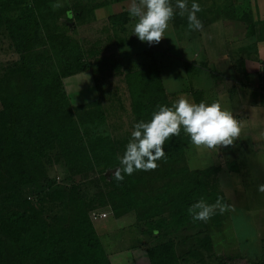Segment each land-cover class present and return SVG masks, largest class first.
<instances>
[{
    "label": "rangeland",
    "instance_id": "obj_1",
    "mask_svg": "<svg viewBox=\"0 0 264 264\" xmlns=\"http://www.w3.org/2000/svg\"><path fill=\"white\" fill-rule=\"evenodd\" d=\"M14 1L17 0H0V4L6 5ZM171 2L173 5L175 4V0H171ZM192 2L193 0H188L189 7ZM195 2L202 9L197 13L198 19L203 24L202 30H190L187 16L181 17L176 14L169 22L165 38L159 44L149 45L133 35L135 20L130 18L128 13L130 0H49L47 7L42 10L43 22L41 25L44 27V35L36 43V46L42 47L33 53H26L24 47L22 52L17 49L19 43H16L11 37L9 22L20 16V11L7 8L0 14V113L4 111L5 102L13 98V83L19 89H23V94L31 88L32 80L30 74H27L29 69L25 60L30 62L31 58L29 59V57L32 54L36 56V62H30L32 63L31 67L38 64L46 70L67 73V69L73 65L74 73H76L81 68L76 61L80 59L79 50L82 47L85 54L81 64L91 66V70L88 72L94 74L97 91L92 96L89 93L85 94V98L89 100L82 105L79 102L77 105L78 84L87 87V83L86 80H79L80 78H71L67 82V94L72 97L70 107L76 109L92 105L95 113L94 109L97 107L95 103L101 104L102 109L106 111L105 122L103 117H98L96 119L98 126L91 127V131L125 140L131 135L133 126L138 119L134 102L141 98L143 92V82H140L143 79L141 74L150 72L149 69L157 65L159 69L157 80L161 81L165 94H169L172 101L169 103L171 106L180 96L177 97L167 90V88L174 90L172 86L173 71L169 68L170 63L174 65V74L182 75L180 72L183 70V62H191L194 56L193 52L197 50L199 55L195 57L197 62H194L193 65L197 64L200 68L198 71L207 75L204 81L210 83V76L218 82L220 78L214 74L218 73L220 59L214 53L207 56L204 51V43L212 44L213 51L224 50L233 55L234 57H230V60L234 62L238 48L255 51L254 54H250L255 59L259 48L264 46V0H195ZM57 3L62 6L54 9L52 5ZM112 18H118V28L115 27ZM223 40H226L227 44ZM65 51H68L70 57L61 54ZM87 53L89 54L87 55ZM153 61H156L155 65ZM206 61L209 63L206 64ZM193 69L194 67L190 65L188 69L190 84L192 83L191 76L198 73ZM190 87L182 85L181 89L183 88L184 91V88L186 90ZM153 91V94H159L155 91V86ZM171 95L174 97L171 98ZM256 97L257 100H261L258 95ZM259 124L257 125L259 126ZM255 130L261 138V142L258 141L257 146L263 147L264 124ZM181 131L187 139L190 138L184 132L183 126H181ZM68 146L71 145L68 144ZM77 148L82 150L83 147L79 145ZM11 149L12 151L9 149V154L6 153V156L0 157V196L4 189L10 186L27 192L23 198L26 201L17 206L21 211L28 213L33 221L35 219L33 210L38 211L40 204L36 193L34 192L33 196L31 193L34 188L38 189L41 185H9V178L16 171L24 169L27 161L24 155L17 156V152L15 153L13 148ZM11 152L14 153V156ZM67 155L76 158L74 162L72 161L74 166H70L71 158L68 160ZM203 158V165L201 163L198 169L207 168L208 161ZM199 160L201 159L196 160V165L188 160L189 168L195 170L199 165ZM91 165L80 153L63 154L61 150L51 149L36 167L41 176H47L55 185L57 184L56 186L65 187L71 192L67 197L64 196V201H58L61 207L54 211L60 215L59 226L61 228L70 229L77 223L75 214L77 215L80 209L76 204L77 199L78 197L83 200L87 199L86 205L90 222L112 264L123 262L122 259L126 257H129V260L124 262L125 264H150L147 255L148 249L162 241L173 242L181 264H245V261L247 264L264 263V261L251 262L249 260L251 258L247 257L246 253L250 252L249 248L257 251L256 242L253 247L249 245V248H245L246 244L243 243V253L240 252L239 245L252 234L264 239V222H260L258 217L256 219L251 217L254 222L246 221L244 223L249 227L246 231L238 227V222L227 220L230 218L227 215L228 211L221 214L217 210L207 222L194 221L192 216L189 219H175L172 210H169L172 204L165 206L163 203L168 204L167 200L161 201L159 204L154 201L160 199L169 185L164 188L161 184L155 185L154 179L157 178V172L149 170L139 174L140 181L137 185L136 201L147 203L150 207L158 206L157 208L163 210V213L157 215L153 220L140 223V219L146 216L145 212L142 214L143 210L140 207H133V210L119 215L114 212L112 204L107 201V198L105 205L101 201L100 197L108 195L105 190L115 192L114 188L106 189L103 185L105 180L110 184L113 182L116 178V170L120 166L114 165L101 172L93 170ZM30 173L32 175V172ZM25 175L27 177L28 173ZM104 178L105 180H103ZM234 178L236 180L237 177ZM242 184H251L250 177H247L246 184L239 183V185ZM207 185L208 188L201 199L209 204L215 203L221 196L219 186L216 182ZM227 194L232 198L231 193ZM128 200L130 198H127ZM172 200L173 197H170L169 201ZM11 206L3 209L4 213L0 221L12 231L8 212L19 209L16 205ZM103 214L107 216L102 217ZM149 224L152 229H156L158 226L159 232L152 233L153 230H149ZM164 224L167 229L164 228ZM259 228L260 230H258ZM238 229L244 233L239 232ZM2 233L8 234L9 232L3 231ZM242 235L244 238L241 237L242 240H240L238 237ZM12 251L10 248L6 249V256L14 257ZM250 254L252 255V253Z\"/></svg>",
    "mask_w": 264,
    "mask_h": 264
},
{
    "label": "trees",
    "instance_id": "obj_2",
    "mask_svg": "<svg viewBox=\"0 0 264 264\" xmlns=\"http://www.w3.org/2000/svg\"><path fill=\"white\" fill-rule=\"evenodd\" d=\"M48 1L17 0L6 5L0 4V14L7 8L20 11V16L9 22L11 24L9 30L11 37L19 43L17 49L21 52L23 47L26 53H33L42 47L36 46V43L44 35V27L41 25L42 10L47 7ZM112 20L115 27L119 26L118 18ZM79 52L80 59L76 63L81 68L76 73L73 65L67 69V73L46 70L38 64L31 67L30 62H36V56L32 54V57H29L30 62L25 60L29 69L27 74H30L32 80L31 88L23 94V89H19L13 83V98L5 102L4 111L0 113V157L9 154V149L12 151L13 148L17 156L24 155L27 158L24 169L16 171L9 178V185H41L38 189L34 188L31 193L32 196L34 192L36 193L40 204L38 211L33 210L35 215L33 221L28 213L21 211L17 206L26 201L23 198L27 192L10 186L6 187L0 196V219L5 207L16 205L19 209L8 212L12 231L0 221V264H112L90 222L87 199L83 200L81 197L77 199L76 204L80 208L79 213L75 214L77 223L70 229L61 228L60 215L54 211L61 207L58 201H64V196L67 197L71 192L65 187L56 186L57 184L55 185L47 176H41L36 167L47 152L57 149L63 154L80 153L89 164H92L93 170L102 172L114 165L120 166V158L131 138L130 135L122 140L119 137L112 138L91 131V127L98 126L96 120L98 117H103L105 122L106 111L102 109L101 104L95 103L97 106L94 109L95 113L92 105L76 109L70 107L71 100L65 90L63 79L91 70V66L81 64L85 54L82 47ZM61 54L70 57L68 51ZM153 64L155 65L156 61H153ZM189 67L190 64L187 65L188 69ZM149 70L150 72L143 71L141 74L143 92L141 98L134 102L137 122L140 120L148 122L152 113L158 110L157 105L170 107L169 103L172 102L169 94H165L161 81L157 80L159 73L157 65ZM154 86L158 95L153 94ZM190 143V138L187 139L182 131L179 136L169 137L164 144L166 156L156 162L158 167L155 169L157 172L155 185L161 184L163 188L169 186L160 199L154 201L159 204L167 200L168 204L163 203L165 206L172 204L169 210H172L175 219H189L191 217L189 207L203 197L208 188L207 184L216 182L218 185L216 168L208 170L189 168L186 149ZM79 145L83 147L82 150L77 148ZM68 156L70 155L66 156L68 160L71 158L70 166H74L76 158ZM25 173H28L27 177ZM140 173L141 170L135 171L131 176L125 174L122 181L115 178L111 184L104 178L103 186L106 189L112 187L115 192L105 190L108 195L100 198L104 205L110 201L114 212L119 215L133 210V207H140L143 210L142 214L146 213L139 221L142 223L153 220L157 215H161L163 210L157 208L158 206L150 207L147 203L136 201ZM170 197H173L172 201H169ZM127 198L130 200L127 201ZM149 226V230H153L152 233L156 234L160 230L158 226L156 229H152L151 224ZM163 226L165 228V224ZM3 231L9 233L3 234ZM142 234L145 235L144 232ZM9 248L13 250L14 257L6 256L5 250ZM147 255L150 264H181L172 241L157 242L148 249Z\"/></svg>",
    "mask_w": 264,
    "mask_h": 264
},
{
    "label": "crops",
    "instance_id": "obj_3",
    "mask_svg": "<svg viewBox=\"0 0 264 264\" xmlns=\"http://www.w3.org/2000/svg\"><path fill=\"white\" fill-rule=\"evenodd\" d=\"M223 41L227 44L226 40ZM204 45V51L207 56L214 53L215 56H218L220 59L218 73L214 74V76L216 75L220 80L216 82L214 78L209 76V81L211 82L204 81L207 75L205 76L200 70L198 71L200 68L197 64L193 65L194 62H197L195 57L199 55V52L195 50L193 52L194 56L192 61L183 62V70L181 72L179 71L182 75L179 74L177 76L174 74V65L170 63L171 66H169V68L173 71L172 86L174 90L173 88H167V90L177 97L184 95L194 103H199L201 101L209 104L212 102H219L222 109L230 111L234 118L240 122V136L232 145L227 147L219 146L216 150H210L204 147L198 148L190 143L186 152L188 160H191L194 165H196V160L198 161V159H201L196 169L200 168L201 163L203 165L202 157L206 158L208 161L207 168L203 169H217L216 175L221 196L226 204L231 205L227 214L230 218L227 220L235 223L238 222V227L246 231L249 227L244 223H246V221L254 222L251 220V217L254 219L258 217L260 222H264V193L258 191V186L264 184V146H257V142H261V138L257 135L258 132L255 130V128L264 124V46L259 48L257 54H255L257 55L255 59L250 56V54H254L255 51L238 48L236 50L238 54H235L236 59L234 62L230 60V57L233 55L228 54L226 51H213L214 48L211 46L212 44L206 45L204 43ZM216 47L217 45L215 48ZM243 53H246V55H243ZM207 63L209 62L206 61V64ZM188 64L194 67L193 70L198 72L191 76V84L188 79L190 77L187 68ZM71 78L86 80L87 87L78 84L79 95L76 97L78 100L76 104L79 105V102H81L80 105H82L89 100L85 98V94L89 93V95L92 96L93 93L97 91L94 74L91 72H82L66 78L64 80V86L67 93V82L71 80ZM182 85L191 87L186 90L184 88L183 91V88L181 89ZM69 95L70 94H68V96ZM257 95L260 97V101L256 99ZM172 97L174 96L171 95V98ZM69 98L71 100L72 97L69 96ZM257 124H259V126ZM234 177H237L236 180ZM247 177H250L251 184L239 185L240 182L246 184ZM227 193H231L233 195L232 198H230ZM258 230H260V228ZM238 231L244 233V231L240 229H238ZM254 235L255 234H252L246 237L247 239L245 242L239 244L240 252H244L242 249L243 243L246 244L245 248H249V245L253 247V244L256 242L257 251L250 248L249 250L247 249L250 251L246 253L247 257L251 258H248L251 262L264 261V239ZM241 237H243V235L238 238L242 240ZM250 253H252V255ZM127 260H129V257L122 259L123 262H119L118 264H125L124 262H127ZM245 264H247V261H245Z\"/></svg>",
    "mask_w": 264,
    "mask_h": 264
},
{
    "label": "clouds",
    "instance_id": "obj_4",
    "mask_svg": "<svg viewBox=\"0 0 264 264\" xmlns=\"http://www.w3.org/2000/svg\"><path fill=\"white\" fill-rule=\"evenodd\" d=\"M61 6L59 3L52 5L54 9ZM201 11L195 0L190 7L188 0H175L174 5L171 0H130L128 6L130 18L135 20L133 35L149 45L159 44L165 38L169 22L176 14L187 16L190 30H202L203 24L197 16ZM156 107L158 110L152 113L148 122L140 120L134 124L131 138L120 158V168L116 170L117 180L122 181L125 174L131 176L138 170H155L158 167L156 162L166 156L165 141L179 136L181 126L193 145L210 150L232 145L241 133L240 122L230 111L222 109L219 102L194 103L180 96L170 107ZM258 191L264 193V184L258 186ZM230 207L219 196L211 204L204 199L198 200L188 212L194 221L207 222L217 210L223 214Z\"/></svg>",
    "mask_w": 264,
    "mask_h": 264
},
{
    "label": "built area",
    "instance_id": "obj_5",
    "mask_svg": "<svg viewBox=\"0 0 264 264\" xmlns=\"http://www.w3.org/2000/svg\"><path fill=\"white\" fill-rule=\"evenodd\" d=\"M263 67H264V64H263ZM107 215L106 214H103L102 217H106Z\"/></svg>",
    "mask_w": 264,
    "mask_h": 264
}]
</instances>
